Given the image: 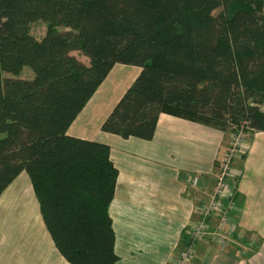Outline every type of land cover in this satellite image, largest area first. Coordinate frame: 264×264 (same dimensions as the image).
Instances as JSON below:
<instances>
[{
	"label": "trees",
	"instance_id": "16d2710c",
	"mask_svg": "<svg viewBox=\"0 0 264 264\" xmlns=\"http://www.w3.org/2000/svg\"><path fill=\"white\" fill-rule=\"evenodd\" d=\"M115 65L139 73L104 133L150 141L161 114L264 133V0H0V195L25 172L69 264L117 260L110 149L67 135Z\"/></svg>",
	"mask_w": 264,
	"mask_h": 264
},
{
	"label": "crops",
	"instance_id": "0c3cea01",
	"mask_svg": "<svg viewBox=\"0 0 264 264\" xmlns=\"http://www.w3.org/2000/svg\"><path fill=\"white\" fill-rule=\"evenodd\" d=\"M138 73L137 67L115 65L67 135L110 149L118 172L108 206L114 264H173L213 191L229 133L166 114L159 116L150 141L102 132V122ZM231 175L235 206L228 231L234 241L250 249L201 241L192 264H264L263 132L246 133ZM216 218L211 219L214 224ZM0 264H69L54 246L25 172L0 195Z\"/></svg>",
	"mask_w": 264,
	"mask_h": 264
},
{
	"label": "built area",
	"instance_id": "2783aa9c",
	"mask_svg": "<svg viewBox=\"0 0 264 264\" xmlns=\"http://www.w3.org/2000/svg\"><path fill=\"white\" fill-rule=\"evenodd\" d=\"M234 132L231 135L228 148L221 156L217 163V171L215 174V185L212 193L209 195V200L200 209L199 219L190 228L187 239L182 247L181 252L174 261V264H190L192 262L196 245L205 237L212 241H218L222 244L229 245L236 244L241 246L236 240H233L232 232L226 230L231 219V212L235 206V191L228 184L230 180L231 171L237 155L241 154L243 149V141H245L246 133L242 129L231 128ZM196 182V179H194ZM223 205V208H220ZM219 212V213H218ZM217 215L219 225L214 229H209V224Z\"/></svg>",
	"mask_w": 264,
	"mask_h": 264
},
{
	"label": "rangeland",
	"instance_id": "374dc122",
	"mask_svg": "<svg viewBox=\"0 0 264 264\" xmlns=\"http://www.w3.org/2000/svg\"><path fill=\"white\" fill-rule=\"evenodd\" d=\"M45 30H46V24L44 23V22H42V21H37V22H34V23H32L31 24V26H30V33H31V35H33L36 39H40V38H42L43 36H44V34H45ZM59 30H61V31H63V29H59ZM73 55H75L79 60H81L83 63H85V64H88V60H87V58H85V57H83V56H81L79 53H77V52H74L73 53ZM4 77H11L10 75H8V74H4ZM19 77L21 78V79H24V80H30V79H32L33 78V73H32V71L30 70V69H28V68H24L23 70H22V72H21V74L19 75ZM261 110H262V112L264 111V104L261 106ZM229 132V131H228ZM234 131L233 130H230V132H229V142H230V138H231V135H232V133H233ZM243 143L245 144L246 143V138H245V141H243ZM243 147H244V145H243ZM226 148H228V145L225 147V151H226ZM224 151V152H225ZM223 152V153H224ZM223 153H222V155H223ZM240 155V152H239V154H238V156ZM232 177V175H230V178ZM229 184V183H228ZM230 185V184H229ZM234 209V208H233ZM231 216V215H230ZM199 219V218H198ZM217 219V221L215 222V224L212 222V221H210V224H209V229L211 228V229H214L215 227H216V225L218 224L219 225V220H218V218H216ZM196 222V221H195ZM194 222V223H195ZM194 225V224H193ZM192 225V226H193ZM227 225H228V227L227 228H225L226 230H229L230 228H231V222L229 221V223H227ZM191 226V227H192ZM233 237V236H232ZM202 241H210L211 243H214V244H216V245H218V247H220L221 245L220 244H222V243H220V242H218V241H212L210 238H207V237H205ZM242 245L241 246H243L244 244L243 243H241ZM230 245V244H229ZM227 246V245H226ZM245 252H248L247 250L248 249H250V245H247V244H245ZM182 247L183 246H181V249L178 251V254H177V256L179 255V253L181 252V250H182ZM194 253H195V251H194ZM242 253V252H241ZM195 256V255H194ZM194 256H193V259H194ZM177 258V257H176ZM193 259H192V261H193ZM175 261V260H174ZM174 261H173V264H174ZM190 264H192V262H190Z\"/></svg>",
	"mask_w": 264,
	"mask_h": 264
}]
</instances>
